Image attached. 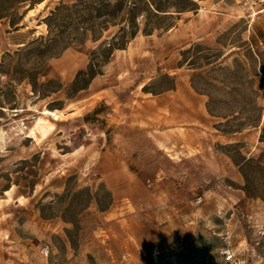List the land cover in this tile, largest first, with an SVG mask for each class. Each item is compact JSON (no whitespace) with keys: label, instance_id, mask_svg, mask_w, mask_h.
<instances>
[{"label":"rangeland","instance_id":"rangeland-1","mask_svg":"<svg viewBox=\"0 0 264 264\" xmlns=\"http://www.w3.org/2000/svg\"><path fill=\"white\" fill-rule=\"evenodd\" d=\"M38 8L0 63V264H264V0Z\"/></svg>","mask_w":264,"mask_h":264},{"label":"crops","instance_id":"crops-1","mask_svg":"<svg viewBox=\"0 0 264 264\" xmlns=\"http://www.w3.org/2000/svg\"><path fill=\"white\" fill-rule=\"evenodd\" d=\"M48 1L49 0H40L35 4L34 7L29 8L26 4L22 8L25 10L22 15L23 20L14 25V27H16L15 30L11 29V24L9 22L8 16L5 15L6 13L0 14V63L4 58L6 52L8 51L9 47L22 44V40L18 38V36H21L22 38V33L24 29L28 27L25 25V21H29V18L30 16H32L33 11H39L38 6L40 3H42V6L44 7L48 5ZM22 2H24V0L21 1V3ZM42 6L40 7V9H43ZM48 114L50 113L48 112Z\"/></svg>","mask_w":264,"mask_h":264},{"label":"bare ground","instance_id":"bare-ground-1","mask_svg":"<svg viewBox=\"0 0 264 264\" xmlns=\"http://www.w3.org/2000/svg\"><path fill=\"white\" fill-rule=\"evenodd\" d=\"M41 6H42V3H40L38 7H41Z\"/></svg>","mask_w":264,"mask_h":264}]
</instances>
